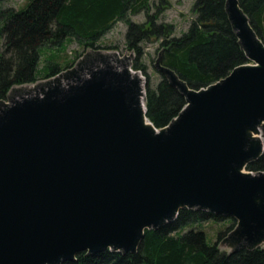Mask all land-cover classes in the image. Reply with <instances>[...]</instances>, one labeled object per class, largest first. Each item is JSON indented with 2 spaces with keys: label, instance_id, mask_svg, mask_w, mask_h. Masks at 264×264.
Listing matches in <instances>:
<instances>
[{
  "label": "water",
  "instance_id": "water-1",
  "mask_svg": "<svg viewBox=\"0 0 264 264\" xmlns=\"http://www.w3.org/2000/svg\"><path fill=\"white\" fill-rule=\"evenodd\" d=\"M224 9L248 62L194 89L159 51L154 68L185 99L163 127L132 53L87 49L0 98V264L135 252L184 207L235 219L229 253L264 246V170L246 169L264 153V42L239 0Z\"/></svg>",
  "mask_w": 264,
  "mask_h": 264
},
{
  "label": "trees",
  "instance_id": "trees-1",
  "mask_svg": "<svg viewBox=\"0 0 264 264\" xmlns=\"http://www.w3.org/2000/svg\"><path fill=\"white\" fill-rule=\"evenodd\" d=\"M225 0H194L193 17L180 35L174 25L161 18L163 2L150 0H27L18 9L0 7V98L13 85L35 82L39 78L41 50L65 49L74 40L80 46L65 68L71 67L87 49H117L102 45L101 37L113 24L126 23L125 45L134 53L131 67L145 73L146 116L160 128L185 104L184 96L157 71L151 84L146 65L140 61L143 43H158L162 64L172 68L189 87L198 89L226 76L236 65L248 62L224 9ZM256 34L264 42V0H239ZM143 12L145 20L136 22L131 14ZM62 70L58 63H47L44 76ZM247 170H264V153L246 165ZM231 223L209 243L198 225L205 221ZM235 219L202 209L181 208L174 220L157 229H146L135 252L108 249L95 254L80 251L72 261L61 264H264V246L226 252L219 249L221 239L235 226ZM186 228H189L185 230Z\"/></svg>",
  "mask_w": 264,
  "mask_h": 264
},
{
  "label": "rangeland",
  "instance_id": "rangeland-1",
  "mask_svg": "<svg viewBox=\"0 0 264 264\" xmlns=\"http://www.w3.org/2000/svg\"><path fill=\"white\" fill-rule=\"evenodd\" d=\"M27 0H0V7H12L15 9H18L19 7H22L23 4ZM151 4L159 2V0H150ZM163 2V9L164 12L161 15V18L159 20H164L166 22L172 23L174 25V33L175 35H180L181 32H183L187 26L189 25V22L191 18L193 17L192 12V5L194 0H162ZM130 19L136 22H142L145 20L144 13L141 11L136 14H131ZM2 18L0 17V29L2 25ZM125 31H126V23L122 20L116 21L111 29L107 31L100 39V43L102 45H109V44H115L118 46L117 49H105L109 51H117L120 55L122 54H130L132 53L133 56L130 59L129 67L133 71H137L142 77L144 81V85L146 82L145 73H143L142 70H136L131 67L132 61L134 59V53L127 49L125 45ZM2 47V37L0 36V49ZM158 43H143V55L140 59L141 62H143L147 67V72L150 75L151 84L155 85L159 79L157 70L154 68V61L156 56L158 55L159 50H157ZM81 46L74 40L67 43L65 49L60 50L59 52H56L52 48L44 47L41 50V56L40 61L38 65V71H39V78L36 81L44 80L48 78L45 75L46 72V65L47 63H58L60 67L63 69H66L65 66L66 63L72 59L73 54L75 51H80ZM35 81V82H36ZM34 83V82H32ZM32 83L25 84L26 86L32 85ZM20 85V84H19ZM231 223L230 219L215 222V221H205L198 225L199 229L203 230L206 233V239L207 242L212 243L217 238V233L224 229L226 226H228ZM189 228H186L187 230ZM219 249L222 251H229V248L225 245L218 244Z\"/></svg>",
  "mask_w": 264,
  "mask_h": 264
}]
</instances>
